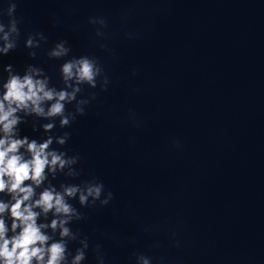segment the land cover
<instances>
[{
  "label": "water",
  "instance_id": "1",
  "mask_svg": "<svg viewBox=\"0 0 264 264\" xmlns=\"http://www.w3.org/2000/svg\"><path fill=\"white\" fill-rule=\"evenodd\" d=\"M16 2L21 38L0 71L35 64L61 87L63 61L47 51L66 40L110 80L107 91L85 86L81 98L96 96L85 115L54 129L80 155L81 175L67 182L95 177L113 193L103 207L72 202L85 216L71 225L88 237L85 264H97V244L105 264H135L133 253L153 264H264V0ZM93 16L107 21L104 37ZM34 32L47 42L31 59L23 42ZM31 120L22 134L39 136Z\"/></svg>",
  "mask_w": 264,
  "mask_h": 264
},
{
  "label": "clouds",
  "instance_id": "2",
  "mask_svg": "<svg viewBox=\"0 0 264 264\" xmlns=\"http://www.w3.org/2000/svg\"><path fill=\"white\" fill-rule=\"evenodd\" d=\"M21 21L16 0H7V7L0 8V56L17 49ZM88 22L98 25L97 37H104L105 18L93 16ZM46 42L42 32H34L26 36L23 46L35 59ZM71 52L66 40L47 51L49 59L63 61L59 65L61 87L52 84L44 68L35 64H26L22 71L6 64L0 71V264H85L88 237L71 227L85 216L72 202L90 208L97 203L107 206L113 199V193L95 177L67 182L81 175L76 167L80 155L62 150L71 134H55L57 122L65 129L77 116L85 115L96 98L95 93L81 98L85 86L107 91L110 83L96 57ZM68 105L74 110L69 111ZM30 118L32 132L41 133L39 136L22 134L21 125ZM60 176L66 179L58 181ZM72 242L78 244L74 249ZM93 250L97 264H105L101 246L97 244ZM133 255L135 264H153L151 256Z\"/></svg>",
  "mask_w": 264,
  "mask_h": 264
}]
</instances>
